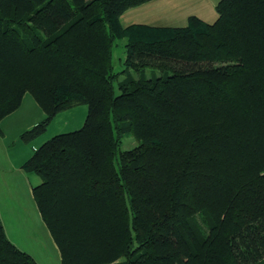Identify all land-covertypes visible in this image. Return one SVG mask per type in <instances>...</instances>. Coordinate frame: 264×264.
I'll use <instances>...</instances> for the list:
<instances>
[{
	"label": "trees",
	"instance_id": "trees-1",
	"mask_svg": "<svg viewBox=\"0 0 264 264\" xmlns=\"http://www.w3.org/2000/svg\"><path fill=\"white\" fill-rule=\"evenodd\" d=\"M147 1L0 0V122L27 94L46 118L25 140L88 107L23 165L62 264H264V0H221L213 24L124 28ZM126 134L138 146L122 151ZM0 264H39L1 217Z\"/></svg>",
	"mask_w": 264,
	"mask_h": 264
},
{
	"label": "crops",
	"instance_id": "crops-1",
	"mask_svg": "<svg viewBox=\"0 0 264 264\" xmlns=\"http://www.w3.org/2000/svg\"><path fill=\"white\" fill-rule=\"evenodd\" d=\"M220 1L150 0L127 9L120 20L124 28L136 25L151 28H182L188 25L192 16L198 17L205 23L213 24L218 19L216 7ZM34 182L37 186L42 180L39 177L37 180L34 179ZM34 187V184L31 185L30 202L24 203L15 197L14 191L18 187L13 184L10 173L2 169L0 173V217L5 233L13 244L31 254L39 264H62L61 252L33 199ZM20 217L26 218L34 225V228L31 231L23 229L19 224Z\"/></svg>",
	"mask_w": 264,
	"mask_h": 264
},
{
	"label": "rangeland",
	"instance_id": "rangeland-1",
	"mask_svg": "<svg viewBox=\"0 0 264 264\" xmlns=\"http://www.w3.org/2000/svg\"><path fill=\"white\" fill-rule=\"evenodd\" d=\"M126 43V39L117 40L113 49L114 69L115 72L120 73L114 82L116 95L120 94L118 82L125 77L121 72L124 70ZM185 65L183 63L176 64L177 67L182 68H186ZM131 73L133 76L138 77L135 72ZM161 75L160 71L154 69H148L144 72V77L148 79L160 77ZM87 116V105L78 104L57 114L43 133L30 140H25L22 135L46 118L43 108L30 94H27L23 98L21 107L0 122V173L3 168L10 173L13 184L18 187L17 190H13L16 194L15 197L24 203L30 202L32 197L31 185L36 186L34 179L37 180L39 177L33 173H26L23 165L32 157L34 152L57 135L81 129ZM137 146L138 142L130 134L124 135L121 139L120 148L122 151L131 150ZM20 220L19 224L23 229L31 231L34 228V225L26 218L20 217Z\"/></svg>",
	"mask_w": 264,
	"mask_h": 264
}]
</instances>
